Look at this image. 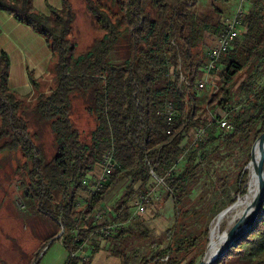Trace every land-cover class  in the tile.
I'll list each match as a JSON object with an SVG mask.
<instances>
[{
    "label": "trees",
    "instance_id": "16d2710c",
    "mask_svg": "<svg viewBox=\"0 0 264 264\" xmlns=\"http://www.w3.org/2000/svg\"><path fill=\"white\" fill-rule=\"evenodd\" d=\"M198 1L83 0L103 34L77 54L70 37L76 20L71 0H62L60 9L50 8V15L37 11L34 0H0L1 11L44 37L53 54L51 73L56 83L49 94L38 95L30 105L9 88L10 60L0 55V166L12 153L25 158L15 169L24 177L23 197L55 226L50 240L57 237L62 242L68 252L66 264H92L102 248L120 264H197L193 258L185 262L186 255L198 247L200 238L208 245L209 222L237 201L228 196L223 178L218 179L221 191L219 187L217 191L229 198L216 199L210 167L223 162V151L243 150L248 153L247 166L253 144L264 133V84L260 83L264 0L248 1L241 35L212 74L217 73L219 92L208 96L200 93L197 81L226 21L216 7L196 12ZM122 41L128 53L118 61L114 53ZM29 77L39 91V81L32 73ZM76 97L95 121L90 141L82 138L72 119ZM169 103L178 113L172 125L166 118ZM215 110L226 113L230 129L212 120ZM27 116L52 130L56 149L52 159L45 156L40 133L31 132ZM199 128L205 133L194 141ZM108 153L113 154L115 167L95 190L98 180L90 174L103 167ZM204 176L210 186L203 185L204 195L196 202L191 195ZM248 176L249 170L243 168L237 175V196L245 195ZM160 180L164 194L158 197L154 184ZM120 190L124 193L111 212L96 219ZM151 190L150 203L172 210L170 214L166 208L171 228L155 239L150 228L135 218L136 204ZM261 212L238 246L214 264H264V202ZM203 219L205 223L200 222ZM198 224L199 234L192 229ZM149 240L150 251L134 262L131 253Z\"/></svg>",
    "mask_w": 264,
    "mask_h": 264
},
{
    "label": "rangeland",
    "instance_id": "374dc122",
    "mask_svg": "<svg viewBox=\"0 0 264 264\" xmlns=\"http://www.w3.org/2000/svg\"><path fill=\"white\" fill-rule=\"evenodd\" d=\"M73 3L76 20L73 25V32L71 33L70 37L74 39L76 43V49L77 54L82 53L85 51L94 41L95 38L98 36H101L103 32L96 26L94 21L92 20L91 16L86 10V6L83 2V0H71ZM248 1L246 0L244 2V8L247 9L248 7ZM241 6L240 0H222L215 2L214 0H199L198 4L195 8V11L198 13L207 12L214 7H216L220 14L222 15V18L226 21L227 19L233 17L236 13V11ZM128 53V47L127 43L125 41H122L121 45L118 46L116 52L114 53V57L118 61H122L126 58ZM113 60V57H112ZM114 61V60H113ZM54 75H52V82L50 83V88H44L41 91L46 93L43 94H49L52 89L56 87V83L54 80ZM210 81L212 82V85L209 87L207 86L206 89L200 91L205 96L211 95L213 92L218 93L219 88L217 86L218 76L217 73L211 77ZM261 84H264V79L260 80ZM218 89V90H217ZM40 92V90L38 91ZM36 96L33 97L31 100L25 99V101L33 105L36 102V99L38 97V93L35 94ZM74 115L72 116V119L78 129L81 131L82 138L86 141H90L92 131L95 129V121L94 119L89 115L85 103L83 100H80L78 97L74 100ZM31 108V107H30ZM213 113L218 117V115H221V117L225 116L226 113H223L221 111H213ZM220 117V116H219ZM26 119L29 122L30 130L32 133L39 132L41 135V142L44 146L45 156L47 159H52L56 155V149L54 146V134L50 127L43 128L39 124H36L34 122V119L31 116H27ZM7 154V153H6ZM225 158L223 162H215L210 167V174L215 182V188L216 191L219 187L220 191V183L218 179L220 180L223 178L226 186L225 188L227 191H229L228 196L230 198H238L236 191H235V183H236V177L240 173V171L243 169H250V165L246 166L245 161L248 156L247 151H239L238 153L229 154L225 151H223L221 154ZM3 154H0V160ZM10 157L6 160H3V165L0 166V194H6L8 196V199L1 203L0 206V235L4 236V239L9 240L14 246V248L20 246V237H34L38 240H41L43 243H46V247L41 252L40 256L37 258V260H40L48 251L50 252L47 254V258H57L58 256L65 255V249L63 245L61 244V241L57 239V237L53 240H50L51 236L55 232V226L53 223L43 215L37 214L34 210H32L29 207L28 200L23 197V191L25 189L24 184L22 183L24 180V177L21 173L15 172V169L25 162V158L21 155L20 152L12 153L9 155ZM183 161H181L180 165H182ZM101 166H97L95 170L93 171L94 174H97L100 170ZM248 169V170H249ZM250 178V173L248 176V182ZM208 179L204 176L202 182L200 183L199 187H197L192 195L191 199L197 201H201L203 197V185L209 183ZM210 184V183H209ZM208 185V184H207ZM248 185V183H247ZM210 185H208L209 187ZM224 188V186H223ZM154 190L155 193H157V196H161L164 194L162 183L160 184H154ZM218 196L216 195V199L221 198L220 201L228 200V196H222L219 191ZM124 193V190L117 191V194H114L113 197L110 198L109 205L104 206L106 213L111 212V208L113 204L119 199V197ZM85 199V198H84ZM82 202V199H80ZM23 205L25 208L21 209L19 207V204ZM170 214H172V210L170 207L160 205L158 202L157 204H150L147 208L144 214L139 215L135 214L136 219H140V222H142L150 228L152 232V238H161L164 236L167 229L171 228L172 222L170 219L167 218V209ZM200 208H198L199 212ZM5 215L9 219H11L12 224L11 228L8 229L6 224H2V219L5 218ZM107 216V215H106ZM217 217V216H216ZM216 217L213 220H209V230L211 229V226L216 219ZM200 218V217H199ZM200 222H204L205 220H200ZM128 226V225H125ZM224 226V227H223ZM221 227V230L218 232V235L220 236L227 230V224L225 223ZM193 230H197L196 233L199 234L201 232V224H198L197 226L192 227ZM59 237V236H58ZM210 237V234H209ZM209 237L207 238L209 240ZM1 239V238H0ZM55 242V245L53 246L52 243ZM149 243H151V240L148 241L147 244H141L139 245L134 252H132V256L134 259V262L136 260H140L142 256L147 255V253L150 251ZM102 245V244H101ZM106 245V243H105ZM138 245V244H137ZM136 245V246H137ZM208 246V245H207ZM203 245V240L200 238L198 240V247L195 248L192 253H189L186 255V261L188 262L191 258L197 260V263H199L206 251V248ZM90 249H93L90 247ZM24 254V253H23ZM139 256V258L137 257ZM184 256V255H183ZM185 257V256H184ZM26 258V257H24ZM104 256L100 254V258L95 257V260H99L100 264H119V260L113 257L111 260H107L108 262L102 260ZM138 258V259H137ZM186 264V263H185Z\"/></svg>",
    "mask_w": 264,
    "mask_h": 264
},
{
    "label": "crops",
    "instance_id": "0c3cea01",
    "mask_svg": "<svg viewBox=\"0 0 264 264\" xmlns=\"http://www.w3.org/2000/svg\"><path fill=\"white\" fill-rule=\"evenodd\" d=\"M34 5L37 11L50 15V8L60 9L62 7V0H34ZM2 54H6L10 60L8 85L11 90L27 100L35 97L36 93L40 95L47 92L41 90L50 86L52 82L53 54L46 40L27 25L17 22L12 15L0 10V55ZM30 73L39 81L40 92L31 85ZM102 173L103 169L100 167L98 173L92 172L90 177L92 180H98ZM7 199L6 194H0V206ZM109 201L105 203V206L109 205ZM2 224H6L10 229L12 221L5 215ZM0 238V264H66L67 262L68 252L64 246L66 253L62 257L47 258L49 250L40 260L34 261L35 254L43 243L41 240L30 236L20 237V246L14 248L9 240L4 239V236L0 235ZM52 245L54 246L55 242ZM84 253L88 257L90 249ZM100 254L104 256L102 260L106 262L113 259L109 252L102 248L93 256L92 264H100L99 260H95V257L100 258Z\"/></svg>",
    "mask_w": 264,
    "mask_h": 264
},
{
    "label": "built area",
    "instance_id": "2783aa9c",
    "mask_svg": "<svg viewBox=\"0 0 264 264\" xmlns=\"http://www.w3.org/2000/svg\"><path fill=\"white\" fill-rule=\"evenodd\" d=\"M246 0H240L241 6L236 11L235 15L226 20L225 23V29L223 33L219 36V38L213 42L212 48L207 52V63L203 67L202 72V78H200L197 81V88L199 90H204L206 87L211 85V77L214 71H216L219 68V61L223 54L227 53L228 50L232 47L234 41L240 37L241 35V24H242V18L243 15L246 13V9L244 8V2ZM181 79L185 78L181 75ZM178 117V113L173 106L172 103H169L166 107V118L169 125H172L175 118ZM212 120H217V123L221 126L223 129H230L231 126L229 125V122L227 121L226 117H220L217 119V116L214 114L212 115ZM170 133V131L168 132ZM205 133L204 128H199L195 134H194V141H197L200 139ZM115 167V163L113 161V154L108 153L104 157L103 161V173L102 176L98 179L96 182V185L94 187L95 190H98L102 187L103 182L105 181L106 175L111 173L112 168ZM160 183H162V180H160ZM154 192V190H151V192L147 195H145L142 199V201L138 202L136 204L135 208V214L142 215L145 213L146 208L151 204L149 202V195H151ZM21 209H24L25 207L23 205L18 204ZM106 215L105 208H102V210L97 214L96 219H103ZM63 233V231H62ZM62 234H60L61 236ZM59 236V237H60Z\"/></svg>",
    "mask_w": 264,
    "mask_h": 264
},
{
    "label": "water",
    "instance_id": "95a60500",
    "mask_svg": "<svg viewBox=\"0 0 264 264\" xmlns=\"http://www.w3.org/2000/svg\"><path fill=\"white\" fill-rule=\"evenodd\" d=\"M252 165L255 169L257 175V191L253 202L244 211L243 216L235 226V228L225 237L222 242L220 249L209 259H207L206 254L211 245V240L209 237V243L204 253L202 260L197 264H214L221 258H223L226 253L233 247L238 246L241 240L248 234L251 226L262 217V207L264 202V133L255 141L251 148V161L248 164ZM249 169V167H248ZM250 173V170H249ZM248 187V185H247ZM249 188L245 195L248 193ZM244 195V196H245ZM244 196H238L237 201L223 211H221L217 217L232 210ZM216 217V218H217ZM62 234V233H61ZM211 234V229H210Z\"/></svg>",
    "mask_w": 264,
    "mask_h": 264
},
{
    "label": "bare ground",
    "instance_id": "6f19581e",
    "mask_svg": "<svg viewBox=\"0 0 264 264\" xmlns=\"http://www.w3.org/2000/svg\"><path fill=\"white\" fill-rule=\"evenodd\" d=\"M249 170L250 178L248 182V193L239 200L238 204L232 210L217 217L211 226V245L206 254L207 259L211 258L220 249L225 237L235 228V226L243 216L244 211L248 208V206L253 202L255 198L258 186L257 175L252 165H250ZM225 223L227 224V230L219 236L218 232L221 230V227Z\"/></svg>",
    "mask_w": 264,
    "mask_h": 264
}]
</instances>
